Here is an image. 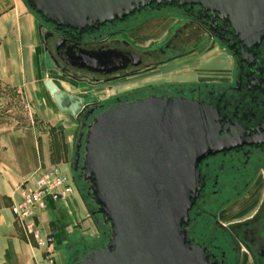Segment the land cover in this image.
<instances>
[{
  "label": "water",
  "instance_id": "obj_1",
  "mask_svg": "<svg viewBox=\"0 0 264 264\" xmlns=\"http://www.w3.org/2000/svg\"><path fill=\"white\" fill-rule=\"evenodd\" d=\"M23 1L38 19L39 35L44 24L81 35L147 9L197 7L202 16L229 24L243 45L256 46L264 38V0ZM74 59L80 67L108 73L123 69L126 61L115 50ZM43 87L46 103L63 116L77 119L87 106L46 75ZM218 124L207 107L155 97L114 105L94 117L83 144L74 148L70 168L77 171L82 146V179L96 207L91 216L99 214L109 234L75 264H213L204 249L188 241L185 226L201 189L199 164L230 140L219 136Z\"/></svg>",
  "mask_w": 264,
  "mask_h": 264
},
{
  "label": "flooded vegetation",
  "instance_id": "obj_2",
  "mask_svg": "<svg viewBox=\"0 0 264 264\" xmlns=\"http://www.w3.org/2000/svg\"><path fill=\"white\" fill-rule=\"evenodd\" d=\"M166 12L180 17L181 23L160 45L141 49L123 36L142 19ZM209 40L217 42L231 58L232 70L227 80L162 84L108 101L96 99L93 95L94 87L155 70L191 55ZM38 41L37 77L44 100L47 93L43 77L46 75L62 90L80 96L87 104L77 119L69 116L76 126L74 148L83 144L87 125L94 117L121 103L150 97L181 99L215 112L221 128L219 136H229L230 140L198 166L201 189L185 226L187 239L204 249L213 264H242L244 260L248 264H264V38L256 46L243 45L229 24L212 14L204 17L195 7L187 10L147 9L125 22L107 24L81 35L44 24L41 35L38 33ZM178 41L183 45L178 47ZM98 50H115L123 54L125 67L108 73L76 64V56ZM143 56L149 57L148 62H144ZM155 65L157 67L149 71L128 75ZM64 84L83 89L70 92L63 88ZM51 104L48 103L50 109L57 111ZM79 151L80 159L73 178L77 186L91 197L82 179V146ZM251 200L253 206L242 214L226 213L237 204L246 208ZM60 212L63 220L71 219L67 210ZM61 237L67 255L64 264H75L101 246L103 232L94 240L76 233H62Z\"/></svg>",
  "mask_w": 264,
  "mask_h": 264
},
{
  "label": "crops",
  "instance_id": "obj_3",
  "mask_svg": "<svg viewBox=\"0 0 264 264\" xmlns=\"http://www.w3.org/2000/svg\"><path fill=\"white\" fill-rule=\"evenodd\" d=\"M37 26L38 19L23 0H0V86L29 95L38 108L41 105L44 112L56 117L38 85ZM41 119V123H24L16 114L0 118V264L6 262L9 249L18 264H50L44 251L26 239L12 213L13 203L19 200L18 186L39 168L59 165L62 173L71 175L70 165L61 160L62 151L54 143L52 128L44 116ZM64 205L49 202L47 209L36 211L42 235L52 236L57 249L64 242L62 233L82 234L72 229L73 221L83 215L77 199L70 197ZM63 210L69 213V221L61 217Z\"/></svg>",
  "mask_w": 264,
  "mask_h": 264
},
{
  "label": "rangeland",
  "instance_id": "obj_4",
  "mask_svg": "<svg viewBox=\"0 0 264 264\" xmlns=\"http://www.w3.org/2000/svg\"><path fill=\"white\" fill-rule=\"evenodd\" d=\"M180 19V17L173 15L171 12L149 16L139 21L140 23L137 22L136 25L130 27V29L127 30L128 32L123 36L126 37L134 47L152 49L166 41L172 35L174 29L179 23H181ZM190 40L191 39L188 41L190 42ZM176 45L179 47L183 44L178 41ZM148 58L149 57L143 56L145 63L148 62ZM231 68L232 61L230 56L220 45H218L217 42L209 40L191 55L170 62L164 66H160L155 70L131 78L114 81L113 83L101 85L96 88L94 87L93 95L96 99L108 101L115 97L128 95L135 91L138 92L145 90L151 86L159 87L162 86V84L167 86L168 84L176 83L215 82L227 80L230 77ZM62 86L70 92H77L83 89V87L76 88L73 85L64 84ZM41 102L44 101L42 100ZM51 109L52 113L57 115L56 117H51L44 112L41 105L38 108L34 104V101L30 99L29 95L13 91L9 92L8 89L0 86V118L16 114L24 123H30L31 121L40 122L42 121V116H44V120L52 128L51 132L55 137L54 143L58 144L62 151L61 160H64L70 165L75 146L76 126L70 117L61 116L55 109ZM71 175L73 177L72 171ZM83 192L86 194V191ZM72 197L77 199V202L80 204V209L83 212L81 218L78 216L77 221H73L72 229L81 232L82 235L89 240L101 237L102 232L100 224H102V221L100 215L97 213L95 214L96 220L91 216L90 210L94 212L96 211V209L91 206L94 205L91 197H87V200L84 199L77 184L75 191L71 195V198ZM253 204L254 202H252V200L250 205L246 206V208H242L237 204L232 206L226 213H230L229 215H240L244 211L250 209ZM77 212L78 211L75 212L76 216L78 215ZM62 245L63 244H61L59 249L55 247V244L52 248L42 249L46 260L50 264L65 263V257L67 255L65 253V248L63 250ZM6 256V262L4 264H18L11 249L8 250ZM242 264L248 263L244 260Z\"/></svg>",
  "mask_w": 264,
  "mask_h": 264
},
{
  "label": "built area",
  "instance_id": "obj_5",
  "mask_svg": "<svg viewBox=\"0 0 264 264\" xmlns=\"http://www.w3.org/2000/svg\"><path fill=\"white\" fill-rule=\"evenodd\" d=\"M73 179L53 165L39 168L18 186L19 200L13 203L12 213L26 239L33 240L38 249L52 248L54 239L42 235L36 211L47 209L49 202L66 204L76 189Z\"/></svg>",
  "mask_w": 264,
  "mask_h": 264
},
{
  "label": "trees",
  "instance_id": "obj_6",
  "mask_svg": "<svg viewBox=\"0 0 264 264\" xmlns=\"http://www.w3.org/2000/svg\"><path fill=\"white\" fill-rule=\"evenodd\" d=\"M79 188V187H78ZM80 189V188H79ZM80 191H81V194H82V196H83V198L84 199H86L87 200V195L83 192V191H85L84 189H80ZM85 200V201H86ZM88 207L90 208V206L88 205ZM100 219H101V217H100ZM101 221H102V224H100V226H101V228H102V232H103V237H102V243L104 244L105 243V241H106V238H107V236H108V234H109V226L107 225V224H103L104 222H103V220L101 219ZM103 244H101V245H103Z\"/></svg>",
  "mask_w": 264,
  "mask_h": 264
}]
</instances>
